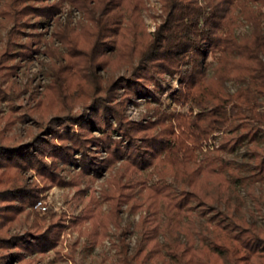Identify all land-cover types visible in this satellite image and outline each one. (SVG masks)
I'll return each mask as SVG.
<instances>
[{"label": "trees", "instance_id": "trees-1", "mask_svg": "<svg viewBox=\"0 0 264 264\" xmlns=\"http://www.w3.org/2000/svg\"><path fill=\"white\" fill-rule=\"evenodd\" d=\"M160 1L163 17L149 38L140 23L144 0H3L0 4V24L12 23L8 35L19 33L26 24L32 26L20 48L26 50L24 54L31 42L35 46L41 42L52 56L54 38L67 45L65 62L56 68L67 89L83 90L84 70L76 59L81 58L89 72L99 46L98 57L107 56L103 58L109 61L114 54L118 65H126L124 74L110 76L104 86L96 84L98 92L83 110L53 115L40 129L44 135L29 133L28 140L20 142L0 126V264L24 260L33 264L26 253L44 254L56 248L63 223H46L47 215L38 213L31 221L28 214L20 217L24 207L38 199L40 188L25 184L21 170L32 166L44 182L61 183L56 162L77 165L79 173L92 176L112 170L119 162L110 188L101 191L110 203L107 218L87 208L77 220H90L86 238L90 245L102 242L107 222L120 230L113 243L118 254L115 264H264V226L250 222L231 200L232 177L241 176L237 166L222 156V151L246 140L251 181L264 183V150L258 148L260 134L264 138V0ZM64 4L82 12L85 21L79 30L60 21ZM49 20L53 30L44 38L37 29ZM240 25H248L249 30L236 32ZM85 43L93 54L77 55L75 49ZM5 53L6 49L0 53V62ZM117 88H123V98L148 96L156 104L154 119L133 126L123 123L122 101L109 99ZM167 98L185 110L167 105ZM92 130L100 134L94 136ZM113 132L120 137L113 138ZM216 132L222 134L219 143L209 145ZM92 143L105 151L102 159L90 148ZM46 154L52 161L49 168ZM122 204L139 213L132 230L129 224H119ZM22 220L26 228L10 233L14 222ZM134 231L137 239L129 252L124 239Z\"/></svg>", "mask_w": 264, "mask_h": 264}, {"label": "rangeland", "instance_id": "rangeland-1", "mask_svg": "<svg viewBox=\"0 0 264 264\" xmlns=\"http://www.w3.org/2000/svg\"><path fill=\"white\" fill-rule=\"evenodd\" d=\"M2 3L3 0H0V4ZM140 16L142 30L146 34L145 36L149 38L163 17L161 1L144 0V5L140 8ZM34 18H30V20H34ZM59 19L62 23L67 22L73 30H79L85 21L82 12L68 4L61 7ZM2 23L0 24V53L5 49L7 53L4 55V60L0 62V95H2L0 96V126L5 127V133L8 136L17 138L20 142L28 140L30 134L41 132L40 134L44 135L40 129L44 128L56 113L66 110L77 113L83 110L84 104L87 101L89 103L90 96L98 92L99 88L96 87L98 82L99 85L104 86L110 76L117 78L125 73L126 65H118L119 62H116L114 54L110 55L112 59L109 61L107 58H103L107 56L98 57L99 46L88 66L92 67V69L89 68V72L85 70L87 67L82 59H76L79 66H82L81 68L84 70L81 73L82 79L85 81L83 90L74 89L72 86L67 89L66 83L60 80L56 74V70H58L56 68L65 62V54L68 52L67 45L62 43L60 38H54L50 43L52 56L51 52L48 53L49 50L41 42L37 46L31 42L27 52H25L26 54H24L23 51L26 50H20V48H23L24 44L22 43L29 38L32 26L26 24L19 33L8 35L7 31L12 27V23L8 20L2 21ZM52 23L49 20L44 27L37 29L43 33L44 38L50 36L53 30ZM248 30V25H240L236 28L238 33H244ZM7 39L11 43L10 46L5 45ZM75 53L81 56L93 54L90 51L89 43L80 44L79 48L75 49ZM98 59H100V63L97 62ZM164 77L169 79L167 75ZM229 87L234 88L232 84ZM166 88V83L163 81L162 90L165 91ZM54 89H57L58 93L53 91ZM110 95V103L111 101H122L120 111L123 123L127 121L132 125L154 119L153 108L156 104L148 96L123 98V88H117ZM165 101L167 105L174 107L177 111L185 110L184 107L172 103L169 98ZM112 117L110 116L112 124L117 128L115 118ZM91 134L98 136L100 132L92 130ZM221 135V133L216 132L207 143L216 146ZM112 137L119 138L120 135L113 132ZM258 141L259 150H264V138L261 137V134ZM89 146L94 153L98 154V159L105 156L106 153L103 148H97L93 143ZM47 155L44 156V159L46 160V167L49 168L52 161ZM222 156L226 161H231L237 166L236 172L241 176L240 179L232 177L230 183L231 200L237 204L240 212L245 214L250 222L264 226V183L259 180L251 181L252 167L248 142L245 140L242 145L233 150L222 151ZM56 165L59 168L58 175L62 180L61 183L44 182L45 180L37 174L35 167L32 166L23 168L20 172L25 184L39 185L40 187L38 199L32 204L26 205L20 217L28 214V221H31L34 213H38L39 215H47L46 223L59 221L64 225L55 249L44 254L26 253L25 258L33 259V264H115L118 254L113 243H117L120 230L113 223L107 222L106 236L102 242L90 245L89 240L86 239L89 231H91L90 220L84 219L81 223L77 220L85 216L87 208L90 212L99 211L101 216L107 218L110 213V203L103 199L101 191L110 188L113 173L115 174V168L119 162L112 170H102L100 174L94 176L82 175L78 172L80 168L77 165H62L60 162H56ZM38 168L39 170L42 169L41 166ZM259 196L261 198H258ZM255 197L259 199L258 208L255 207ZM138 216L139 213L130 211L126 204L119 206L120 225L129 224L132 230ZM98 221L100 222V220ZM25 228L26 223L22 220L21 223L14 222L9 232H22ZM80 230L86 233H81ZM136 239L135 231L127 232L124 240L128 243L129 252L133 250ZM59 255L64 258H60ZM26 263L27 260L13 261L9 264Z\"/></svg>", "mask_w": 264, "mask_h": 264}]
</instances>
